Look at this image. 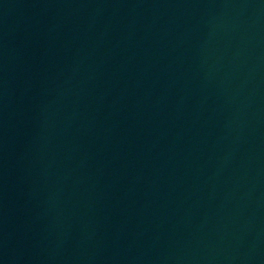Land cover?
Listing matches in <instances>:
<instances>
[{"label":"water","instance_id":"95a60500","mask_svg":"<svg viewBox=\"0 0 264 264\" xmlns=\"http://www.w3.org/2000/svg\"><path fill=\"white\" fill-rule=\"evenodd\" d=\"M0 264H264V0H0Z\"/></svg>","mask_w":264,"mask_h":264}]
</instances>
